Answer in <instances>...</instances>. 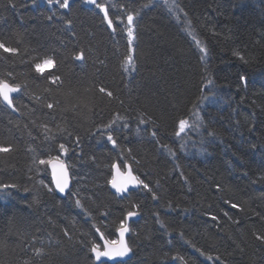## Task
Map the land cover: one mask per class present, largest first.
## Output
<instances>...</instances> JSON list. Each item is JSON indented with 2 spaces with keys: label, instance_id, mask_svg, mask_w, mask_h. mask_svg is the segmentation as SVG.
<instances>
[{
  "label": "trees",
  "instance_id": "trees-1",
  "mask_svg": "<svg viewBox=\"0 0 264 264\" xmlns=\"http://www.w3.org/2000/svg\"><path fill=\"white\" fill-rule=\"evenodd\" d=\"M98 2L109 6L115 33L86 0H70L68 9L47 0H0V41L19 48V55L0 50V76L10 72V83L24 86L13 96L15 112L0 101V141L15 145L0 154V183L18 186L0 199V264H95L96 227L115 241L131 203L139 205L127 236L131 258L100 264H264V243L254 236L264 234V0ZM127 11L139 15L135 64L126 71ZM196 41L208 49L205 60ZM80 49L85 60H74ZM37 53L56 54L51 71L62 83L35 73L27 61ZM202 95L210 99L200 103ZM117 114L124 119L111 129L114 147L103 126ZM149 117L155 126L139 123ZM180 119L193 127L178 137ZM52 157L70 170L64 198L48 190L46 164L35 163ZM113 163L130 164L158 199L142 188L112 193ZM35 248L44 254L34 255Z\"/></svg>",
  "mask_w": 264,
  "mask_h": 264
},
{
  "label": "snow or ice",
  "instance_id": "snow-or-ice-1",
  "mask_svg": "<svg viewBox=\"0 0 264 264\" xmlns=\"http://www.w3.org/2000/svg\"><path fill=\"white\" fill-rule=\"evenodd\" d=\"M11 2V0H10ZM49 4L52 3H58L60 8L68 9L70 7V0H47ZM87 3L95 5L97 9L100 10V12L103 13V18L107 23V26L109 29L112 30L113 33L117 31V27L114 26L113 18L109 16V6L106 3L98 2V0H86ZM112 7H115V5H112ZM120 8L122 10H125V5H120ZM139 15V11H136L133 13L132 11H127L126 15V24L124 25L123 31L127 34V41H128V50L127 54H125L121 61V66L127 71L129 68H132L135 64L134 58H133V41L136 39L135 35V29H134V22L136 16ZM51 19V18H49ZM116 21H118L119 24L124 23V18L117 16L115 17ZM66 25H71V20L65 21ZM197 45L199 46V50L202 53L201 60H205L208 56V49L202 45L201 41H196ZM0 50L3 51V53H8L12 55H19V48L17 47H9L7 46L3 41H0ZM235 55H237L241 60L244 59V57L239 53L235 52ZM73 59L77 61H83L85 60V53L83 49H80L79 51H75L73 54ZM31 63V67L34 69L35 73L40 74V76H45V78L50 81L52 84H58L62 83L61 77L58 75H54L51 71L52 69H55L58 67V60L56 58V54H39L37 53L36 56L30 57V60L27 61ZM102 63V61H101ZM7 77V78H6ZM12 77V73H6L4 76H0V101L5 103L9 108H12L13 111L16 110L15 105L13 104V95L14 93H19L23 89V85L19 83H10L8 78ZM241 81H246V77L244 75L240 76ZM213 81L208 80L207 85H212ZM47 91V89L45 90ZM99 92L105 94L107 97L112 98L113 93L111 91H108L104 87L99 88ZM33 99L40 101L42 99L41 96L33 95ZM210 99V97L201 96L200 97V103L205 102L206 100ZM54 103H48L46 107L50 110H54L55 108ZM143 115V114H141ZM123 117H120L119 114L110 121L107 125H104V130L108 131L107 134V140L112 143V145L116 146V140L113 138V135L111 134V129L113 128V125L117 122V120H122ZM140 124H148L152 123L155 126V122L151 120V117L147 119L141 118L139 121ZM202 121L199 118V113H197V123L194 125L195 127L201 126ZM125 128L128 127L127 122L123 125ZM44 131L47 133L50 131L48 129L47 125L41 126ZM189 127H193V125L189 124V121L187 119H180L178 121V130L176 131V136H180L182 133L186 131ZM151 135L153 137H156L157 133L156 131H152ZM208 135L210 137L214 136V132H208ZM48 138V137H46ZM77 143L79 142V138L77 137ZM167 147V146H162ZM183 147V145H182ZM255 147V145H253ZM59 149L62 153H66L68 149L65 147L64 144L59 145ZM30 151H34V149H29ZM15 151V145L11 143H5L3 141H0V154H8ZM170 151V150H169ZM174 155V153H172ZM53 158H49L48 160L40 159L38 161H35V163L39 165H45V164H51ZM58 163L52 165V174H53V182L55 185V190H58L60 193H64L66 189L69 188V174H68V166L61 160H59V157L55 158ZM138 163V162H137ZM112 169L114 170L113 175L111 178L107 181V183L111 186V188L115 189L116 194H120L121 196L123 194H126L129 192L130 187L131 188H142L143 190H146L147 192L151 193L152 199L157 200L158 195L157 192L153 190L152 187L148 183H145L143 179H141L138 175L134 174V170L130 164L125 163L123 165L124 171H121V168L118 164L113 163ZM42 183V182H41ZM18 187L16 184H2L0 183V199H3L8 193L7 189L10 188H16ZM44 187H47V185H44ZM219 187V186H217ZM50 192L53 191L52 188L48 189ZM27 191V189H25ZM73 196L76 195V193H72ZM77 207H82L81 201L77 199L75 201ZM233 208L238 207L236 204L232 205ZM128 211L124 213L123 218L119 221V226L117 228V231L119 233V240H108L105 242L103 246V250H101L100 246L93 243L90 251L94 254V257L96 260H100L101 257H106L109 260H115L117 258H125L128 257L130 254L133 253V248L129 245V243L125 239V234L130 231L126 221L134 216L138 215V209L139 205L136 203H131L129 205ZM90 215V214H89ZM102 215H107V213H102ZM212 219H216V217H212ZM156 223L160 224L161 228L165 227V224L163 221L159 219V216L157 215ZM93 227H96L93 225ZM96 232L100 233V228L96 227ZM65 236H69V233L67 231L64 232ZM101 238H103V233H100ZM255 239L260 241L261 243H264V234L260 233H254ZM35 239V238H34ZM196 251L200 253V255H205V253L199 249L196 248ZM33 253L36 256H41L44 254L43 248H35L33 249ZM178 259L183 261V257H177ZM208 259H212L213 257L211 255H208ZM217 260L220 259L219 256L215 257ZM23 264H30V261L25 260ZM187 264V262H185Z\"/></svg>",
  "mask_w": 264,
  "mask_h": 264
},
{
  "label": "water",
  "instance_id": "water-1",
  "mask_svg": "<svg viewBox=\"0 0 264 264\" xmlns=\"http://www.w3.org/2000/svg\"><path fill=\"white\" fill-rule=\"evenodd\" d=\"M106 24H107V23H106ZM15 94H16V93H14V94H12V95L14 96ZM1 102H2V101H1ZM2 103H3V102H2ZM3 104H4L6 107H8L5 103H3ZM8 108H9V107H8ZM9 109H10L12 112H15V111L12 110V108H9ZM111 145H112V144H111ZM112 146H113V145H112ZM52 158H53V159H52V163H51V164H46L47 170H48V172H49L50 182H51V185H52V188H53L55 194H56L57 196L61 197V198H64V197L66 196L67 192L69 191V189H70V187H71V184H72L71 175H70V170H69V168H68V174H69V178H70V180H69V188L66 189L64 193H60L58 190H55V185H54V182H53V174H52V171H53V169H52V165H53V164H57L58 161L55 159L56 157H52ZM59 160L63 161V162L67 165L66 161L63 160L62 158L59 157ZM116 164H117V163H116ZM121 171H124V168H121ZM113 172H114V170L112 169V175H113ZM112 175H111V176H112ZM108 187H109V189H110V191H111L112 193L116 194L115 189L111 188V186H110L109 184H108ZM136 189H138V188H131V187H130L129 192L132 191V190H136ZM129 192H128V193H129ZM128 193L123 194L122 196H121L120 194H116V195H117L118 197H123V196H126ZM138 217H139V215L129 218V219L126 221L128 227H129V223H130L132 220L137 219ZM100 233H102V232L100 231ZM100 233L96 232V234H97V236H98L99 243H100V248H101V250H103V246H104L105 242L108 241V240L104 237V235H103V238H101ZM128 233H129V232H128ZM128 233L125 234V239H126V241H127ZM119 238H120L119 233H118V231L116 230V240H119ZM131 256H132V254H130L128 257H125V258H117V259H115V260H109V259L106 258V257H101L100 260H96L95 257H94V254L91 252V257H92L93 262H94L95 264H100V263H103V262H107V263L123 262V261H126V260L130 259Z\"/></svg>",
  "mask_w": 264,
  "mask_h": 264
}]
</instances>
